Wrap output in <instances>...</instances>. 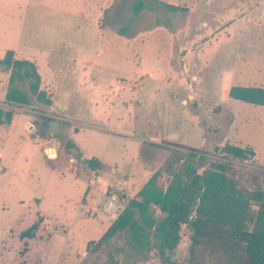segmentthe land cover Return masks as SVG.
I'll return each mask as SVG.
<instances>
[{
	"label": "rangeland",
	"instance_id": "rangeland-1",
	"mask_svg": "<svg viewBox=\"0 0 264 264\" xmlns=\"http://www.w3.org/2000/svg\"><path fill=\"white\" fill-rule=\"evenodd\" d=\"M136 1L0 0V61L12 50L33 62L58 113L38 103L13 108L17 121L30 114L36 128L32 138L20 127L0 153V264H107L109 252L121 258V238L87 249L115 214L103 193L93 189L86 198L89 168L73 157L76 149L65 150L68 140L83 159L104 164L107 201L115 197L120 211L153 172L163 171L168 184L166 168L193 150L199 172L226 162L246 188L264 187V106L228 95L232 86L264 87V0H145L151 9L134 16ZM8 78L0 65L4 107ZM4 137L0 126V144ZM226 143L256 157H226ZM48 145L57 150L46 149L53 158ZM37 222L35 237L22 239ZM191 232L183 227L178 264H186ZM125 264L167 263L151 253Z\"/></svg>",
	"mask_w": 264,
	"mask_h": 264
},
{
	"label": "trees",
	"instance_id": "trees-1",
	"mask_svg": "<svg viewBox=\"0 0 264 264\" xmlns=\"http://www.w3.org/2000/svg\"><path fill=\"white\" fill-rule=\"evenodd\" d=\"M171 11L179 6L166 4ZM151 9L145 0L133 4V14ZM122 33L126 27L122 28ZM9 71L4 103L0 106V125H10L14 107H32L35 103L46 108L52 101L41 88V76L36 65L26 59H16L8 50L0 61ZM27 83V89L23 84ZM229 97L245 103L264 106V87L232 86ZM76 149L73 157L90 170H101L98 158L83 159L76 144L68 140L65 150ZM190 151L177 155L165 173L171 180L164 183V172L157 170L137 191L126 200L123 209L97 240L87 243V249L107 248L111 241L121 238L124 248L121 258L109 252L107 264H125L130 259L146 260L151 253L160 256L167 264H178L173 258L185 225L192 229L190 250L186 264H264V187L248 189L233 175L229 163L214 161L199 172L196 162L201 157ZM220 151L238 160L255 155L249 147L226 143ZM184 158L179 168H174ZM256 206L257 209L253 208ZM152 207H156V216ZM39 222L21 234V238H34Z\"/></svg>",
	"mask_w": 264,
	"mask_h": 264
},
{
	"label": "crops",
	"instance_id": "crops-1",
	"mask_svg": "<svg viewBox=\"0 0 264 264\" xmlns=\"http://www.w3.org/2000/svg\"><path fill=\"white\" fill-rule=\"evenodd\" d=\"M16 58V57H15ZM41 84H42V81H41ZM41 88H42V85H41ZM7 91V90H6ZM6 91L4 93V95L2 96V101L4 100V97H5V94H6ZM47 92V91H46ZM48 95H49V92H47ZM50 96V95H49ZM50 99H51V96H50ZM52 101V99H51ZM42 109L46 110V111H49L51 113V115L55 116L56 118H58V113H57V110L55 108V106L53 105V101H52V104L51 106L49 107H45L41 104H39ZM57 115V116H56ZM0 126H4L5 127V137L3 138L2 140V144H0V153H4L5 150H6V147L9 145L10 141L13 139V138H16L17 134H18V130L20 129V127H23L25 130H27V132L31 135V137L33 138V136L35 135V124L33 123V116H31L30 114H23L22 115V119L20 121H17V113L14 112V115H13V119L10 123V125L8 126H5V125H0ZM34 128V129H33ZM37 135V134H36ZM38 136V135H37ZM36 140V139H34ZM38 145V144H37ZM49 146L51 145H48L46 148H48ZM54 147V146H52ZM15 148V147H14ZM55 148V147H54ZM55 151L57 153V150L55 148ZM254 151V150H253ZM255 152V151H254ZM82 154V153H81ZM82 157H85L83 154H82ZM255 157H256V152H255ZM42 159L45 158L44 154H43V151H42V156H41ZM46 159V158H45ZM84 159H87V158H84ZM47 162V160H46ZM103 164V163H102ZM54 168V167H52ZM106 167L104 166L103 164V169L101 170H90L89 169V174H85L83 173V177L86 178L87 180V188H86V193H85V196L87 198L88 195H90V197H92L91 193H92V190H97L98 192L100 193H103L105 196H106V199L103 203V206L105 208V205L108 203V192L111 190L110 189V182L108 179H106V177H104L103 175V171ZM71 169V167H70ZM0 170L3 171L4 170V167H0ZM72 171V170H71ZM124 184H125V181H124ZM87 204V201L86 203ZM121 207V206H119ZM88 212V214H86V216L88 217L92 212V210L90 208H86V210ZM113 214H115L113 216V218L115 219L116 216L118 215V213L120 212V210H116L115 212H112V211H109ZM45 215L43 216H40V218H43L44 219ZM88 219V218H87ZM95 220V219H94ZM112 223V222H111ZM111 223H108L107 224V227L103 230V233L106 231V229L111 225ZM90 241V240H89ZM88 241V242H89Z\"/></svg>",
	"mask_w": 264,
	"mask_h": 264
},
{
	"label": "built area",
	"instance_id": "built-area-1",
	"mask_svg": "<svg viewBox=\"0 0 264 264\" xmlns=\"http://www.w3.org/2000/svg\"><path fill=\"white\" fill-rule=\"evenodd\" d=\"M121 84H123V83H121ZM133 85H134V86H137V83H134ZM49 148H53V149H55V148L52 147V146H49ZM46 149H47V148H46ZM46 149L44 150L46 157H47V158H53V157H51V154H48V153H47ZM55 156H56V154H55ZM107 209L110 210V211H112V212H115L116 210L119 209V205H118L117 200H116L115 197H112V198L108 201V203H107Z\"/></svg>",
	"mask_w": 264,
	"mask_h": 264
}]
</instances>
